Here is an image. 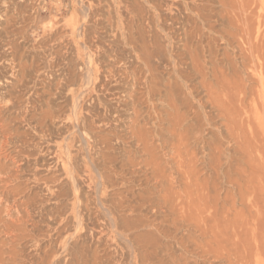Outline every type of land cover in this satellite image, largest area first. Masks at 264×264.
<instances>
[{
	"label": "bare ground",
	"instance_id": "1",
	"mask_svg": "<svg viewBox=\"0 0 264 264\" xmlns=\"http://www.w3.org/2000/svg\"><path fill=\"white\" fill-rule=\"evenodd\" d=\"M21 1L26 2L28 0H21ZM69 1H70V5L73 9V12H72V15L69 19L66 18V22H65L66 24L65 25H67L68 27H63V28H67V30L70 29V32L68 31V33H67L68 34V36H67L68 41L66 44L68 45V47L65 45L64 46L67 47V49H69V50L72 49V52L74 51V53L76 54L74 56V57H76V61H75L76 63H78V64L82 63L85 66V68L82 69L83 70L82 71V74H83L82 77L69 76V75H71V74H69V75H67L69 78L67 79V81H65L66 82L65 86L68 87V91L70 92V93L69 92H67V93L69 95H71L69 97V98H71V101L69 99L68 100L71 102V108L72 109H71V114H70L71 117H70V119L68 117V119L71 120L74 128L79 129L81 132L93 131V130H95V128H97V129L99 128L98 131L104 132V133H106V135L105 136L99 135L97 137H98L100 142H103V144L106 143L105 147H107V145H110L113 142V139H112L113 137L116 138L115 142L118 143V145H119V143L123 137L122 132H121L122 128L127 127L126 129H127L128 133H131L130 137L132 135L131 139L135 138L138 141V143H137L138 146L145 150V154L147 155L146 161H148V163L146 162L145 165H149V164L152 165L151 166V168L153 167L152 174L155 176L154 180H156L158 178L159 179L160 178L161 179L167 178L166 173L168 171V169H166L165 167H162L163 163H167V162H165V161L161 162V160H160L165 155V153L163 156H162V154H160L161 155V158H160L157 155L156 151H158L159 149L162 150L161 148H163L167 143L168 144L170 143L171 144L170 148H172V150H174V151H172V153H174L177 156V158L178 157L181 158L182 154H184V152L182 153V148L183 147L185 149L188 148L187 141H190L191 138L195 139L194 141H196L197 145L199 142V146L201 143L207 144L210 148H213V150H216V152L221 153V154H219V156L221 159H224L227 156L224 158H222V156L224 153L226 154L228 148L222 149V145L224 143H226L223 140L227 141L228 138H230V139L232 138L231 140H233L235 137H237V138H240L241 141L244 143V144L243 143L241 144V146L244 145V147H242V149H241L242 151L238 150L239 148H237L238 152L241 151L240 153H242V154H247V155L252 154L253 155L254 151L256 150V153H257V151H259L260 155L262 154L261 159L264 160V0H253L255 3H258L256 5H259V8H260V12H258L259 15L258 16L255 15L259 19H258V21L256 23V27H254V29L252 28V25H250V23L247 22L248 20H250L249 17H251V15L247 16V15H249L247 10H249V8H252L251 6H249L252 0L251 1L250 0H243V1H240L241 3L239 2V4L241 5V6L240 5L239 6L245 10V11L243 10L245 12L244 16H246V18H247L246 19L245 17H243V18H245L244 21L247 20L245 22L246 27H243V25L240 24L241 28L245 32V35H247V37H248V39H245V37H244V41L245 40L248 41L250 39L248 41L250 43L249 44L250 48L246 49L244 47L246 49L245 51L248 52L247 50H250L251 53L255 55V58L260 61V63H257V64H255L253 62V65L254 64L255 65L253 66V68H251V69L249 68L251 70L250 76L253 75L251 77L254 78L253 83H256L255 84L256 87H253V83H251L252 85L249 84L250 82L248 84L246 82H244L247 86H245V85L240 86V83H241L240 79H242V78H240V79L237 78L240 83L237 82V80H235L239 84H236V85L232 84V81L229 82L230 81L229 78H231L234 82L235 77L234 78L227 77V75H225V72L223 73L222 71H219V69L217 67L218 64L216 65L217 61L216 62L212 61L213 59L207 57L209 55V53L207 54L206 52L208 51L209 45H204V43L207 44V42L204 41L205 36L207 35L208 38L210 37L209 39L211 42H217L216 36H218V38L220 40H223V41L226 39L227 41H225L224 43L227 46H224V48H225V47L230 46V44H231L229 42V40L227 39L228 36H231V33H229L230 31L229 32L228 31H222L221 29L220 30L218 29L219 30L218 31L217 29L215 30L213 27H208V23H207L208 19H207L205 13L203 12L204 10L202 8L201 9L199 8L198 10L195 11L194 8L191 7L190 11L193 12V14H192V12L187 11V9H190L189 8L190 4L183 2L184 5H182V6H186V11H184V12L182 11V13H183V15H182V14H180V10H178L176 8L178 11L177 14L181 15V16L179 15V17H176L175 12H172L174 10L173 7H174L176 2L174 0H172L175 3L169 4L168 2L165 1L166 3L169 4L167 11L169 10L171 14H173V13L175 14L174 19L172 18L170 23H167V22L165 23L164 21H166L167 18H166V20H164L162 22L161 18H160L161 16L158 15V13L162 9H160V11L158 13L157 12L154 13V15L146 14L144 16V15H140L138 13V10L140 12L142 6L144 7L145 4H147V3L149 4L150 0H141V2H140V0H109V2H107V4H108V6H110V8L108 9L107 12H103L100 9V1L99 0H69ZM182 1H186V0H182ZM215 1H217V0H215ZM224 1L226 2V0H224ZM227 1H229V0H227ZM22 2L21 3L18 2L19 3L18 5H22L23 4ZM60 2L58 3L59 5H60ZM173 2H170V3H173ZM220 2H221V0H220ZM37 3H38V1H37ZM215 3L217 4V2H215ZM255 3H253V4L256 7ZM14 4L16 5L17 3L15 2ZM155 4H154V6H156ZM224 4L225 3H222V6L224 8H227L226 7L227 5H224ZM157 5H158V3H157ZM165 5H167V4H165ZM208 5H210V4H208ZM218 5L219 4H217V6ZM235 5H237V4H235ZM4 6H6V5H4ZM159 6H161V5L159 4L157 8H159ZM203 6H205V5H203ZM214 6L216 7V5H214ZM36 7H32L33 13H31V14L32 15L36 14L37 18H38L39 10ZM210 7H212V6H210ZM247 7H248V9H247ZM183 8H185V7H183ZM256 8H258V7H256ZM6 10H7V7H6ZM145 10H146V7H145ZM205 10H206V8H205ZM210 10H207V11H210ZM238 10L239 9H237V11ZM250 10L252 11L253 9H250ZM256 10L253 12H256ZM100 11H102L103 13H101ZM169 11L167 12L168 14H169ZM211 11L216 12V10H214V9ZM231 11H233V10H231ZM6 12L3 13V11H0V155H2V157H0V184L1 185L4 184L2 187L0 185V234L1 233H3V235L7 234L8 246H7V250H6L3 248V246L6 244L5 241L2 240V241H4V243L2 245L0 243V264H99V263L100 264H178L181 260L185 264H193L192 261H189V257H187L188 254H190V256L193 255L195 257L196 255H199V253L204 254V253L208 252L209 248L212 245H213V247L215 244L219 245V243H220L219 237L220 236L228 234L229 232L233 233V236L239 235L240 237L243 236L240 234H245V233L248 234L250 232L251 236L254 238V240L257 241V239H258L257 234L259 233L258 232L259 226H262L260 224V223H262L260 216L262 214H264L263 213L264 201H263V205H262L259 200L255 201L256 198L254 196L255 202L253 201V199H251L252 201L249 200L250 202H247L250 205L247 206L248 204H246L245 200L247 201L249 198L248 196L251 193V187H246L245 189L244 188L242 189L240 187L241 188L240 193H239L240 200L238 201V203H241L242 208L244 207L245 213H246V211L249 213V215H248L249 217L250 216H252V218L259 217L260 223L252 221L251 218L245 219V216H244L245 221L242 222L243 224L242 223L241 224L235 223L234 220L232 219V222L235 224H230V225L227 224V226H228L227 227L225 225V223H226L224 221L225 219H223V218H225L226 215L229 216V214L232 212V209L230 208V209H227L226 211H224L225 209L223 210V207L220 203L221 201L220 202L218 201L221 198L220 194L217 193L218 191H216V195H213L214 193H212L211 187H213L214 184L212 186H210L212 184V182L210 183L207 179H204L205 181L203 180L201 182V184H199V185H201L200 191L203 190L202 191L203 194L201 193V195H199L198 198H197V196L195 197L198 199V201H200L199 204H196L195 198L193 197L192 193H186V191H184V193H183L181 189H179V190L174 189L172 180H175L176 182H178L177 181L178 176H175L174 179H170L171 178L170 176H172V173H173V175H174V173H176L174 171L175 170L174 166L172 168L171 166L168 167V165H167V167L169 168V171L167 174L170 175L169 180H171L170 182H172V183L169 187L166 185L163 189L159 190V193H162V194L157 195V192L155 191L156 192V194L154 193L155 195L151 194L153 199H147V201H148L147 203L145 201L146 199H144L143 197H141L139 200H137V202H134V201L130 200V197H129L130 194L128 193L130 191H128V190L122 191L123 186L128 187V185H125V184H127L128 181L124 182L123 176H120L121 174L118 171L120 169H123L122 167L124 166V164L122 167H120V169H115V167H117L116 162H113L115 160V158H114V160H111V159H113V155H107L106 160H108V158H109L110 162H113L114 164H116L115 166L111 164L107 168L105 166V164L101 163V160L96 157L98 160L97 161L94 158V156H92V154L90 152V148L89 149L87 148L89 155L84 157L83 165L79 166L77 164V158L78 157L76 154L73 153L72 147L70 144L71 143V140H70L71 137L66 138L64 135L63 136L65 138H62L60 136L62 138V140L59 139V141H57V140L55 141L56 145H55L54 151H52L54 153L53 156L55 157V161H54L55 164L52 166H54L55 168L58 167V169H59V166H61L60 168L62 169L63 174H65L64 177H66L65 178L66 181L64 183H61L58 186H56V184H57L56 183L55 186H51L50 182L49 183L47 182L49 185L47 184V185H44V187L40 188L41 182L39 183V185H40L39 187L36 186L37 184L32 185V182L36 183V182L40 181L39 180L40 178L37 177L39 172L38 173L35 172L34 174H31V175L29 174L30 176H27V177H25L26 175L21 177L20 176L21 174L18 176L17 174L20 173L19 169L21 167H23L21 165H23V163L28 162L29 158L27 156L25 158L21 155V151L19 148V143L21 142V141L19 142V139H20L19 129L15 126V123H16V120H18V121L20 120L19 122L27 121L26 114H27V111H29L28 110V106H30L29 104H31V105L36 104V103L33 104V101H34L33 96H34V94H36V92H34L35 90H33V92H31V90L35 89V88L29 87L30 86L29 83H31V82L28 83V81H30L29 78L28 79L26 78L28 81H25L24 79H25V76L27 74H29L33 71L38 75H36V78L35 77H32V78H35L34 81H37L39 84H47L50 81L54 80V78L51 74L54 72L51 71L50 68H54V66L57 64L56 63L57 53L54 51V45L49 44L51 47V51L48 50L50 53L47 54L49 56H47L48 60L45 63V66L41 70L36 69L34 66V63H33L34 59L32 60L30 57L31 56L30 51L31 50L34 51V50L31 49L32 47L30 46L31 48H29V49H31V50H26V52L24 53V55L27 54L26 55V57H27L26 61H24L22 63V59H23L22 54L23 53H21V42L16 37L20 36L22 39L26 38L25 34H26L27 30L22 29L20 26L19 27L21 29L20 28L19 29L14 28L12 26L2 27L1 23L4 20L3 18L7 17ZM163 12H164V10H163ZM235 12H236V10H235ZM244 12H243V14H244ZM207 13L209 14V12H207ZM229 13H231L230 10H229ZM249 13H251V12H249ZM23 14L24 13H21V16L19 17L18 22H23L26 19V15H23ZM142 14H145V13H142ZM168 14H167V16H168ZM220 14H221L220 18H224V17L228 18V16H224L222 13H220ZM236 14H237L236 16H238V12ZM96 15H101L103 18H105V17L107 18V16H108L107 27L105 25L102 26L103 24L100 23V20H93V19H95ZM165 15H163V18H165L164 17ZM239 15H240L239 16V18H240L242 15L241 14H239ZM171 16H173V15H171ZM252 16H254V15H252ZM213 17H214V15H213ZM8 18L9 19H6V20L9 21V23H11V21L13 20L12 19L13 17H8ZM251 18H252V20L255 19L254 17H251ZM210 19L212 20V18H210ZM232 19L237 20L236 18H232ZM216 20H218V19H216ZM228 20H229V18H228ZM256 20H257V18H256ZM220 21H221V19H220ZM225 21L226 20H223V23ZM27 22H29V21H27ZM138 22L141 24L139 25ZM144 22H145V24H143ZM229 22L227 21V24ZM233 23H235V22H233ZM242 23H243V21H242ZM236 24H233V26L234 25L238 26V21H236ZM53 25L48 23L47 29L49 27H50L49 30L53 29L54 28ZM165 25H168L169 28L168 29L165 28ZM34 26H33V28H34ZM158 27H160V30L158 29ZM101 29H103V31H104V29H106V31H110L112 33L109 37L107 36L108 39L106 40V42L108 43V46L109 45L111 46L110 49H108V48L106 49V46H103V44H102V41L104 39H106V38H104V35L107 33L105 32V34L103 36H101V34L99 33V30H101ZM242 29L240 30V27H239V30L241 32H242ZM44 30L46 32V24H45ZM254 32H256V33H254ZM209 33L210 34L213 33V35H208ZM253 33L256 35V40H258V42H256V43H254L255 40H254V42L253 41L251 42V36L253 37V35H252ZM215 34H217V35H215ZM64 35H66V34H63V37H64ZM55 36H56V34H55ZM232 36H233V34H232ZM242 37H243V34H242ZM64 38H66V37H64ZM64 38H62V40ZM229 38H232V37H229ZM237 38H235V40ZM254 38H255V36H254ZM52 39H54V38H52ZM232 39L234 40V38H232ZM56 40L59 41V39H56ZM56 40H54V41L56 42ZM65 41H66V39H65ZM162 42H163V44L164 43L166 44L164 47L162 46L163 45ZM209 43L210 42H208V44ZM220 43H222V42L220 41ZM54 44H56V43H54ZM35 45H37V44L35 43ZM58 45H61V44H58ZM37 46L35 47L33 45L34 48L39 49V51L41 53H43L42 49L45 47H42V49H40V47L38 48ZM121 46L125 47V49H123L125 51H122V50L119 51ZM219 46H220V44H219ZM221 46H223V45H221ZM237 46H239V45H235V47L234 46H232V47H234V49L239 48ZM241 46H243V44ZM211 47H213V46H211ZM2 48H4V49L1 50ZM213 48H211V49H213ZM43 50H45V49H43ZM178 50L181 51V53L179 55L176 54V52ZM215 50H216V48H215ZM218 50L221 51V49H218ZM222 51H223V49H222ZM213 52H215V51H210V55ZM242 52H240V53H242ZM126 53H129L132 57L127 56ZM216 53H218L217 55H219V52H216ZM233 54H235V53H233ZM242 54H244V53H242ZM242 54H240V55H242ZM247 54H249V52ZM161 55L166 57V58H162ZM210 55H209V57H210ZM39 56H40V54H39ZM110 56L114 57V58L110 59V60L107 59V58H110ZM230 56H229V59L231 58ZM155 57H157V58L159 57V60H161V59L163 60V62L165 63V66H166V72L165 73L168 74L169 76L172 75L173 79H169L167 77L168 81L165 82V79L162 76L163 74L160 75L158 72L160 69L158 70V67H156L157 64L154 65V63H153V58H155ZM219 57H221V56H219ZM179 58H181V60H179ZM206 58H208V59H206ZM245 58H246V56H245ZM255 58L252 59V57L250 56L249 60H255L256 61ZM242 59H244V57ZM226 60H225V62H226ZM239 61H240V59H239ZM256 62H258V61H256ZM76 63H74V64H76ZM228 63H229V61H228ZM246 63H248V60ZM52 64H53V66H52ZM78 64H76V65H78ZM105 64L106 65L107 64L114 65L115 69L112 68L113 70H111V71L109 70L110 74L111 73L113 74L116 72L118 74L120 73L119 75L122 76L121 82H119L121 77L118 76V78L120 77L119 80H117L118 82L116 81L118 84H116V82H115L116 87H113V88H116L117 90H121L120 88H122L124 86V87H129L130 89H132L131 90L132 93H127V91L124 90L126 93V96L123 97L122 95L121 96L119 95V97H117V103H119V105L117 104L116 106L115 105L113 106V104H111L112 106L110 105L109 109L107 108L109 103H108V105H106L104 102L105 99H103L101 96V93L104 94L107 91H109V93H110V91H111L110 90L111 89V82L109 81L110 78H107V75L103 74L104 69H102V67ZM159 64H160V61H159ZM239 64H241V63L238 62V65ZM243 64H241V65H243ZM208 65H211V66H208ZM238 65H237V67H238ZM241 65H239V66H241ZM247 65H244V66L247 67ZM251 65L252 64L250 63L249 66H251ZM229 66H231L230 63H229ZM229 66H228V68H229ZM235 66H236V64H235ZM17 67H19V69ZM56 67H57V65H56ZM226 67H227V65H226ZM246 67H245V71H246ZM159 68H160V66H159ZM48 69H50V70H48ZM230 69H231V67H230ZM249 69H247V70H249ZM6 70L9 71L11 77L5 75V72H7ZM15 71H17V74ZM49 71L51 73H49ZM235 71H233V72L236 73ZM240 71H241V69L239 70V72ZM105 72H106V70H105ZM207 72L211 74L210 77L214 78L213 82H210V81L207 82V77H206ZM246 72H248V71H246ZM246 72H245V74H246ZM68 73H70V72H68ZM109 73H107L108 77H109ZM242 73L241 74L238 73L239 76H241ZM18 74H19L20 78L16 79L17 76H15V75H18ZM102 74L105 75L106 77L104 78V76ZM230 74L232 75V73H230ZM65 76H66V74H65ZM195 76H197L200 79V81L198 82V85L200 86V88L202 87L204 89V91H203L199 88L201 91L204 92V96L202 99L198 98L196 96V93L198 91V86L194 87L195 82L193 83V80H194ZM232 76H237V75H232ZM245 76L243 78H245ZM9 77L15 78L16 80H19L18 81L19 84L17 85V87L19 85H21V86L25 85V87L28 88L29 91H27V93H26L27 97L24 98V100L20 98L23 101H20L18 99L15 100L16 96H15V94L13 96V93H12L13 89H11V90L9 89V86L11 87L12 84H15V83H11V81L9 80ZM253 78H251V79H253ZM62 79L64 80L65 78H62ZM112 80H115V79L113 78ZM247 80H249V79H247ZM50 83L47 86H49ZM63 83L64 82L61 81V84H63ZM120 84H122L123 86L118 87L117 85H120ZM248 85H251V86L249 87ZM65 86L63 87V85L62 86L60 85V87H62V89H58L59 88V85H58L57 86L58 88L56 87V90L58 89V90H61L63 92L64 91L63 88H65ZM33 87H35V84ZM98 87H100L101 89H97ZM15 91L19 92L18 89H15ZM56 92H54V93H56ZM60 92H57V93H60ZM65 92H66V90H65ZM114 92H115V90H114ZM57 93L55 94L56 96H57ZM109 93L107 92V94H109ZM113 93H110L109 96H111V94H113ZM116 93H114L113 95H115ZM199 93H200V91L198 92V96H199ZM19 94H17V95H19ZM21 94H23V93H21ZM68 94L65 95L66 98H67ZM35 96H37V95H35ZM59 96H58V98H59ZM62 96H64V95H62ZM65 96L60 97V98H65ZM109 96H107V97L109 98ZM116 96H118V95H116ZM13 97H15V98H13ZM54 98L58 99L57 97H54ZM110 98L112 99V97H110ZM51 100H52V98H51ZM86 100H88V101L93 100L94 103H92L89 106L87 105L85 107L84 103ZM112 100H116V99H112ZM159 101H160V104H164V105L166 104V107H168L169 112H167L165 110L166 111L165 113L167 115L163 112H160L161 109H160V111L157 109V105L159 106V104H157V102L159 103ZM50 102H52V101H50ZM237 102L239 103V105H236ZM17 104H18V106H17L16 110L13 109V111H12V108L16 107ZM39 104H41V103H39ZM206 104H208V105L210 104L211 107L210 106H208V107H210L212 110H213V108H216L215 110H218L217 113H219V115H217V113H216L215 116H220L222 118V120L220 121V123L218 125H217V122H215V118L213 116L211 117L212 114L210 115V114L206 113V111L208 110L207 109L205 111V109L208 108V107H206ZM10 105H12V107H10ZM21 105L24 106V107L23 106L22 107L26 110L25 113L22 112L20 109H18L19 107H21ZM60 105H58V107H60ZM102 105L106 106V109L108 112L107 111L104 112L105 110L101 108ZM121 105H122V107H121ZM69 106H70V104H69ZM143 106L145 108L142 111ZM51 107L52 106L49 105V108H50L49 113H48V111L44 110L45 111L44 113H46V112L48 113V114H46L47 116L49 114H51V112H52ZM52 109H53V107H52ZM60 110L62 111L63 108ZM14 111H15V113H14ZM53 111H55V110H53ZM209 111H211V110H209ZM211 112H209V113H211ZM44 113H43V115H45ZM124 113H126L127 115L129 114L130 118H128V120L130 122V125H128V123H127L128 120L127 121L123 120L122 116ZM52 114H53V112H52ZM46 115L44 117L49 120L51 118L50 115H49V118ZM162 115H166L167 117L162 118ZM238 115H241L243 118H246V119H242V122L240 120V123H239L240 126L237 125ZM56 117H58V116H56ZM133 117H135V119H131ZM52 118H53V116H52ZM239 119H241V117ZM48 120H46V121H48ZM69 120H67V121H69ZM112 121L114 122V124L110 123ZM244 122L247 124L244 125ZM28 123H30V122L28 121ZM41 123L43 125V123H45V122L42 121ZM41 123L39 125H41ZM190 123H192L193 125L191 126ZM195 123L197 125H195ZM147 124L151 125L150 126L151 130L145 129L144 125H147ZM165 124H168V127L165 126ZM23 125H25V124L23 123ZM39 125H37V127ZM44 126H45V124H44ZM222 126H224L226 128V130H224V131H227V135H223V131L221 129ZM244 126H246L249 131H246ZM71 127H72V125H71ZM47 130H48V126L46 129L41 128L42 134L40 132L35 133L36 135L41 134V139H44L42 143H44V141H48L47 139H49L50 138L49 136H51L48 133L50 129L48 131ZM52 132H53V130H52ZM73 133H74V131H73ZM95 133L97 134V132H95ZM225 134H226V132H225ZM70 135L72 136V133ZM31 136H34V135H31ZM67 136H69V135H67ZM207 136H209V137H207ZM219 136H220V138H219ZM81 138H82V136H81ZM131 139H129V140H131ZM237 140L238 139H236V142H237ZM85 141L83 140V142H85ZM125 142H127V141H125ZM230 142H232V141H230ZM238 142H239V140H238ZM108 143H110V144H108ZM35 144H37V143H35ZM97 144H99V143L97 142ZM168 144H167V146H169ZM84 145H85V143H84ZM235 145H237V144H235ZM229 146H230V143H229ZM233 146H234V144H233ZM94 147H95V145H94ZM227 147H228V145H227ZM237 147H238V145H237ZM100 148H101V146H100ZM201 148L204 149L206 147L204 145H202ZM231 148H232V146H231ZM47 149H46V151H48ZM120 149H121V147H120ZM126 149L127 148H125V151H126ZM128 149L130 150V148H128ZM163 149L165 150V148H163ZM206 149L208 150V148H206ZM164 150H163V152H164ZM187 150H189V149H187ZM42 151H43V149H42ZM101 151H102V148L100 150V153H101ZM103 151H105V150H103ZM109 151H111V150H109ZM136 151H138V150H135V152ZM203 151H201L200 153H202ZM129 152H127V153H129ZM163 152H161V153H163ZM233 152L237 153L235 151H233ZM53 153H51V154H53ZM92 153H93V151H92ZM114 153H116V152H114ZM189 153H191V152H189ZM189 153H187V154H189ZM213 153H215V152H213ZM142 154H144V153H142ZM166 154H167V151H166ZM174 154H172V155H174ZM119 155H120V153H119ZM170 155H171V153L168 154L167 157ZM172 155H171V159H172V157L174 158V156H172ZM233 155L231 157H227L228 162L225 160V162H227V164H226L227 166H225V165L224 166L227 168L226 170L228 172H231L228 169L233 170L232 168L234 166H236L237 162H239V160H238L236 162V164L234 163ZM104 156H101L102 158L101 157L100 158L103 159ZM176 156L174 159H177ZM191 156L192 155L190 154V158H191ZM204 156H205V154H204ZM207 156H205V157H207ZM211 156L213 157V159H216V158H214L213 154ZM240 156H242V155H240ZM244 156L245 155H243V157ZM208 157L206 159H208ZM212 157H211V161H209L210 162L209 165L212 164V160H213ZM256 157L257 156H255L253 159H255ZM259 157H258V159H260ZM117 158H116V160H119V158L118 159ZM183 158H184V156H183ZM187 158H188V156H187ZM187 158H185V159L186 160L190 159V158L189 159H187ZM234 158H236V157H234ZM249 158H252V156ZM133 159L134 158L132 157L131 160L130 159L127 161L125 160V162H128V164H126V165H134ZM244 159H245V157L243 158V162L246 161L247 157L245 160ZM9 160L11 161V163L7 164V162ZM178 160H179V163L182 162L180 159H178ZM186 160H185V162H186ZM204 160H205V158H204ZM175 161L176 160H174V162ZM177 161H176V163H178ZM221 161H223V160H221ZM110 162H109V164H110ZM185 162H184V164H185ZM190 162H191V160H190ZM194 162L198 163L199 161L195 160ZM207 162H206V164H204L203 161H201L200 163L207 166ZM215 162L217 163V161H215ZM17 163H20V164H17ZM187 163L188 162H186V164ZM191 163L194 165L193 162H191ZM220 163H222V162H220ZM233 163L235 165L232 166ZM12 164H16L15 167L18 168V173L16 175H15V173L11 172L12 170L9 171L8 165L12 166ZM171 165H173V163ZM212 165L215 166V164H212ZM218 165H220V164L218 163ZM222 165H223V163H222ZM103 166H105L106 168H104ZM216 166H217V164H216ZM129 167H131V166H129ZM186 167L187 166L184 165V169ZM36 168H34L33 170L35 171ZM42 168H43V166H42ZM131 168L134 169V167H131ZM181 168H183V167L181 166ZM181 168L179 167L180 170H181ZM218 168H220V167L218 166ZM218 168H216L215 170L217 171ZM13 169H14V167H13ZM207 169H211V168L208 167ZM235 169H236V167H235ZM148 170H149V168H148ZM180 170H178V172L176 174L179 175ZM117 171L120 174L119 177L110 175L111 173L117 174ZM189 171L190 170H187L184 172L186 174ZM216 171H215V173H216ZM238 171H239V169L236 172H238ZM208 172H210V170ZM236 172H233V175H232V172L228 173L227 178L231 175H232V178H234V176H235L234 173L236 174ZM131 173H133V172H131ZM134 173H137V171ZM190 173H194V171L190 172ZM196 173H197V171H196ZM221 173H222V171H221ZM223 173H225V172H223ZM26 174H28V173L26 172ZM180 174H182V173H180ZM262 174H264V173H262ZM123 175H124V173H123ZM191 175L192 174H190V176ZM220 175H219V177H220ZM256 175L257 174L255 171V176L254 175H251V176H254L257 178ZM194 176H195V174H194ZM259 176H260V173H259ZM183 177H185V176H183ZM186 177H188V176H186ZM207 177H208V175H207ZM240 177H242V176H240ZM45 178H47L48 181H50L48 177H45ZM172 178H173V176H172ZM118 179H120V180L122 179L123 180L122 183L117 182ZM184 179H181V180H184ZM188 179H189V177H188ZM196 179H198V178H196ZM212 179H213V177H212ZM150 180H151V178H150ZM232 180L234 181V179H232ZM259 180L261 181L262 179H259ZM194 181L195 180H193V182ZM217 181H218V179H217ZM217 181H214L215 184ZM236 181H239V178ZM13 182L16 183L15 186H10V183L14 184ZM43 182L46 184V182L44 180H43ZM232 182L230 181V183H229V181H228V183L230 185H232L231 184ZM241 182H244V181L241 180ZM136 183H138V182H136ZM182 183H180V184H182ZM251 183H253V182H251ZM262 183H263V181H262ZM167 184H168V182H167ZM237 184H239V182ZM253 184H250V186H252ZM138 185H140V184H138ZM224 185H225V183H224ZM236 185H234L233 188L236 187ZM187 186H188V184H187ZM217 186H218V184L216 185V188H217ZM132 188L137 189L135 186ZM188 188H189V186H188ZM197 188H198V186H197ZM197 188H196V190H197ZM213 188H214V190H216L215 186ZM228 188H227V190H229L231 188V186L229 189ZM233 188H231L230 190L232 191ZM126 189H128V188H126ZM193 189H195V187ZM257 189L258 188L256 187V190ZM253 190L254 191H252V194H253V192L256 191L255 188ZM260 190H261V188H260ZM133 191H134V189H133ZM234 192H236V191L234 190ZM132 194H134V193H132ZM139 194H141V193H139ZM195 194H197V193H195ZM255 194L257 195V193H255ZM115 195H116V197H115ZM117 196H118V198H117ZM149 196H150V194H149ZM225 197H226V195H225ZM225 197H224V201L226 202ZM155 198H156V200H154ZM237 198H238V195H237ZM263 198H264V196H263ZM188 199H189V201H188ZM175 201H177V202H175ZM236 201H237V199H236ZM236 201L234 200L233 203ZM160 202L164 203L163 206H161L162 203H160ZM159 203L161 205L158 207L157 205ZM225 205H226V203H225ZM228 205L230 206V203ZM178 206H180L179 210H178ZM252 206L256 207V210L255 209H254L255 211L253 210L256 213H253L251 211ZM157 207H158V210L156 209ZM234 207L236 210L235 205H234ZM242 208H241V210H242ZM236 212H239V210ZM1 213H4V216ZM223 213L226 215L220 217L221 214L224 215ZM233 216H235V215H233ZM242 218L243 217H241V219ZM222 219H223V224H221ZM237 220H238V216H237ZM230 221H231V219H230ZM184 226H188V228L192 231H190L189 233L180 232L181 228ZM225 226H226V228H225ZM193 233H195L196 235L194 236ZM261 234H263V232ZM192 235L194 237H192ZM228 236H230V233ZM231 236H232V234H231ZM225 237H226V235H225ZM236 238H238V237H236ZM236 238H233V239H236ZM243 238H245V237H243ZM243 238H242V240H243ZM222 239H223V237H222ZM245 240L246 239H244V241ZM262 240H263V238H262ZM230 241L232 242V240H230ZM235 241H238V240H235ZM251 242H250V244H251ZM253 242H255V241H253ZM216 245H215V247H216ZM256 245H258V244H256ZM249 246L251 247V245H249ZM261 246L263 247V245H261ZM253 247H251V248H253ZM206 248L208 249V251H206L207 250ZM229 248H230V246H229ZM233 248H235V247H232V250H233ZM92 249H94V251L96 252V253L94 252V255H92L95 262H92L91 261L92 257H90V255H91L90 252H92ZM215 249H218V248H215ZM221 249L223 251L222 246H221ZM221 249H219V250H221ZM259 250H260L259 248L257 249V252L255 250V254H259L260 253ZM210 251H212V250H210ZM235 251L237 252V250H235ZM243 251H245V249ZM252 251H254V250L252 249ZM213 252H212V254H210L211 252L209 254L213 255ZM223 252H225V251H223ZM238 252H239V250H238ZM246 253H248V255H249L248 251ZM220 254H221V252H220ZM233 255H235V254H233ZM209 256H208V258H209ZM224 256H225V254H224ZM239 256L241 257L240 253H239ZM239 256L235 255L236 258H238ZM196 257H195V259H196ZM200 257L202 258L203 256H200ZM240 257H239V263L238 264H240ZM243 257H245V256H243ZM243 257H241V258L243 259ZM190 258L192 259V257H190ZM226 258H227V256H226ZM251 258H252V256H251ZM258 258H261V257L258 256L257 259ZM249 259H250V257H249ZM257 259H256V255H255L254 261H256ZM263 259H264V257H263ZM196 260H198L200 262V258H198ZM225 262H227V261H225ZM241 262H242V260H241ZM259 262L260 261L257 260L255 262V264L256 263L259 264ZM228 263L232 264L230 261H228ZM235 263L236 262L234 261V264ZM243 263L245 264V262H243ZM181 264H183V263H181ZM194 264H195V262H194ZM263 264H264V262H263Z\"/></svg>",
	"mask_w": 264,
	"mask_h": 264
},
{
	"label": "rangeland",
	"instance_id": "2",
	"mask_svg": "<svg viewBox=\"0 0 264 264\" xmlns=\"http://www.w3.org/2000/svg\"><path fill=\"white\" fill-rule=\"evenodd\" d=\"M10 1V2H9ZM14 1V2H13ZM37 1H38V3H37ZM61 1V2H60ZM28 0V1H26V2H22L21 0H0V11H3V13L4 12H6V15H7V17L6 18H3L4 20H3V22L1 23L2 24V27H10V26H12V27H14V28H22V29H25V30H27L26 31V38H24V39H22L20 36L19 37H16L18 40H20V42H21V53H23L22 54V56H23V59H22V63L24 62V61H26V55L27 54H25L24 55V53L26 52V50H31V49H33L34 51H30L31 52V59L33 60V63H34V66H35V68L36 69H42L44 66H45V63L47 62V56H49V55H47V54H49L50 52L49 51H51V47H50V45L51 44H53L54 45V51L57 53V55H56V58H57V61H56V65H57V67H56V65L54 66V68H50L51 69V71H53L54 73H51L50 71H49V73H51L52 74V76H53V78H54V80H52V81H50L49 83H50V85L49 86H47L49 83H47V84H39L37 81H34V79L36 78V75H38V74H36L35 72H31V73H29V74H27L26 76H25V81H28L27 79L29 78V80L30 81H28V83L29 82H31V83H29L30 84V86L29 87H32V88H35V89H32L31 90V92H33V90H35L34 92H36V94H34V101H33V104L34 103H36V104H34V105H31V104H29L30 106H28V110L29 111H27V114H26V117H27V121H21V122H19L18 120H16V123H15V126L19 129V137H20V139H19V142L21 143H19V148H20V151H21V155L23 156V157H25L26 158V156L29 158V161L28 162H26V163H23V165H21V166H23V167H21L20 169H19V172L20 173H18V168H16L15 166H16V164H12V166L11 165H8L7 167L9 168V171H11L12 173H15V175L17 174L18 176L20 175L21 177H23V176H25V177H27V176H30L31 174H34L35 172L36 173H38V175H37V177H39L40 179V181H38V182H36V183H33L32 182V185L33 184H37L36 186H40V188L41 187H44V185H47L49 182H50V185L51 186H55V184H56V186H58V185H60L61 183H64L65 181H66V177H64L65 176V174H63V172H62V169L60 168L61 166H59V169H58V167L57 168H55L54 166H52V165H54L55 164V157L53 156L54 155V153L52 152V151H54V148H55V141L57 140V141H59V139H61L62 140V138H70V140H71V147H72V151H73V153L74 154H76L77 155V164L80 166V165H83V163H84V157H86L87 155H89L88 154V150H87V148L89 149L90 148V152H91V154H92V156H94V158L97 160V158H99L100 160H101V163H103V164H105V166L108 168V166L109 165H116L117 167H115V169H120V167H122L123 166V164H124V166L122 167L123 169H120V170H118L119 171V173L121 174H119L118 173V171H117V174H114V173H111L110 175H113V176H118L119 177V175L120 176H123V178H124V182L126 181H128L127 182V184H125V185H128V187L127 186H123L122 187V191H126V190H128V191H130V192H128L129 194H130V200H132V201H134V202H137V200H139L141 197H143L144 199H146L145 201H146V203L148 202L147 201V199H153L152 198V195L151 194H153V195H155L156 194V192H157V195H160V194H162V193H159V190L160 189H163L166 185L169 187L170 185H171V183L173 182V187H174V189L175 190H179V189H181L182 190V192L184 193V191H186V193H192V195H193V197L195 198L196 196H197V198H198V196L199 195H201V193H202V191L203 190H201L200 191V187H201V185H199V184H201V182L204 180V179H207L210 183L212 182V184L210 185V186H212L213 184H214V186H215V189L216 190H214V186L213 187H211V189H212V193H214L213 195H216V191H218L217 193H219L220 194V196H221V198L218 200L220 203H221V205H222V207H223V210L224 211H226L227 209H232V212L229 214V216H227L226 214H224V215H220V217L221 216H225V218H223V219H225L224 221L226 222H224L225 223V225L227 226V224H235V223H238V224H241L242 222H244L245 220H244V216H245V219L246 218H251L252 219V221H255V222H259L260 223V218L259 217H255V218H252V216H248L249 215V213L246 211V213H245V210H244V207L242 208V206H241V203H238V201L240 200V198H239V193H240V189L242 188H246V187H251V193L249 194V198H248V200L246 201L245 200V202H246V204H248L247 202H250L249 200H251V199H253V201H254V199H255V201L256 200H259L260 201V203L263 205V201H264V198H263V196H264V174H262V173H264V160H262L261 158H262V154L260 155V153H259V151H257V153H256V150L254 151V154L252 155H247V154H242V153H240L242 150V147H244V145H242L241 146V144L243 143L242 141H241V139L240 138H237V137H235L233 140H231L230 138H228L227 139V141L226 140H223V141H225L226 143H224L223 145H222V149H227V152H226V154L224 155L223 154V156H222V158H224V157H231L233 154V159H234V163L236 164V162L239 160V162H237V164H236V166H234L232 169L233 170H231V169H228L229 171H231L232 172V175H233V172H236L238 169H239V171L238 172H236V174L234 173V178H232V175L231 176H229L228 178H227V174L228 173H231V172H228L226 169V167L225 166H227L226 164H227V162H228V158L226 159V158H224V159H221L220 158V156H219V154H221V153H218V152H216V150H213V148H210L207 144H200V146H199V142H198V145H197V143H196V141H194L195 139L194 138H191L190 139V141H187V146H188V148L187 149H189V150H187V149H185L184 147L182 148V153L184 152V154H182V157L181 158H177V156L174 154V153H172V151H174V150H172V148H170L171 147V144L169 143H167L169 146H167V144L163 147V148H165V150L167 151V154H166V151L163 149V148H161L162 150H158V151H156V153H157V155L161 158V155L160 154H162V156L164 155V153H165V155L160 159L161 160V162H167V163H163V166L162 167H165L166 169H168V171H169V166H171L172 168H173V166H174V171L177 173L178 172V170H180L179 169V167L181 168V166L183 167V168H181V170L179 171L180 173H182V174H180L179 173V175L178 174H176V173H174V175H173V173H172V176H173V178H172V176H170V175H168L167 173H168V171H167V173H166V175H167V178H165V179H156V180H154L155 178V176L152 174V170H153V167L151 168V164H149V165H145L146 164V162L148 163V161H146V158H147V155L145 154V150L143 149V148H141V147H139L138 146V141L135 139V138H133V139H131L132 138V135H131V137H130V134L131 133H128V131H127V127H123L122 128V135H123V137H122V139L124 140H122L121 139V141H120V143H119V145H118V143H116L115 142V140H116V138L115 137H113L112 139H113V142L115 143H108V144H110V145H107V147H105L106 146V143H104L103 144V142H100L99 141V139H98V137L97 136H99V135H103V136H105L106 135V133H104V132H100V131H98L99 130V128L97 129V128H95V130H93V131H87V132H85V131H83V132H81L79 129H76V128H74L73 127V123L71 122V120H69L70 119V117H71V98H69L71 95H69L67 92H69L68 91V87L67 86H65L66 85V82L65 81H67V79L69 78L67 75H69V74H71V75H69V76H76V77H82V69H84L85 68V66L82 64V63H80V64H78V63H76L75 61H76V57H74L76 54L74 53V51L72 52V49H67V47H68V45L66 44L67 43V41H68V31L70 32V29H68L67 30V28H63V27H68L67 25H65L66 23V18H70L71 17V15H72V12H73V9H72V7H71V5H70V1L69 0ZM100 1V9L103 11V12H107L108 11V9L110 8V6H108V4H107V2H109V0H99ZM105 1V2H104ZM168 2L169 4H174L175 2V5H174V10L172 11V12H175V14H176V17H179V15L180 14H182L183 15V13H182V11L184 12V11H186V6H182V5H184V3H188V4H190V6H189V8L190 9H187V11H190L191 10V7H193L194 8V10L196 11V10H198L199 8L201 9H203L204 11V13H205V15H206V17H207V19H208V21H207V23H208V27H213L215 30L217 29H221L222 31H230L229 33H231V36H228V40H229V42L231 43L230 44V46H228V47H225L224 48V46H227V45H225V41H227L226 39L223 41V40H220L219 38H218V36H216L217 37V42H211L210 41V37L208 38V36L206 35L205 36V38H204V41L205 42H207V44H205L204 43V45H209L208 46V51L206 52L207 54L209 53V55H210V51H215V52H213L211 55H210V57H209V55L207 56L208 58H211V59H213L212 61H217L216 62V65H217V67H218V69H219V71H222L223 73L225 72V75H227V77H232V78H234V82H233V80L231 79V78H229V82H231L232 81V84H234V85H236V84H239L240 82V86L241 85H245V86H247L244 82H246L247 84L249 83V84H251V83H253L254 81V78L253 77H251V76H253V75H251L250 76V72H251V68H253V66L255 65V64H257V63H260V61L259 60H257L256 58H255V55L254 54H252L251 53V51L250 50H247L248 52H249V54H247L248 52H246L245 50L246 49H248V48H250V43L247 41V40H245L244 41V37H245V39H248V37H247V35H245V32L243 31V29L241 28V26H240V24H242L243 25V27H246L245 25H246V21L247 20H245L244 21V19L246 18V16H244L245 15V10L243 9V8H241L240 6V4H239V2L240 1H243V0H229V1H227L226 0V2L224 1V0H221V2L222 3H225L224 5H227L226 7L227 8H224L223 6H222V3L220 2V0H217V1H215V0H186V1H182V0H174L175 2H173L172 0H150V3L148 4H145L144 5V7L142 6V8H141V10H140V12H139V10H138V13L140 14V15H146V14H150V15H154V13H158L159 11H160V9H162L159 13H158V15H160L161 17V21L163 22L164 20H166V18H167V20L166 21H164L165 23L167 22V23H170L171 22V19L173 18L174 19V16H175V14L173 13V14H171L170 13V11H169V14L167 13L168 11H167V9H168V6H169V4L168 3H166V2ZM213 3H212V2ZM251 1V0H250ZM2 2V3H1ZM7 2V3H6ZM9 2V3H8ZM17 3L16 5L14 4V3ZM23 3L22 5H18L19 3ZM60 2V5L58 4ZM140 2H141V0H140ZM152 2V3H151ZM161 2V3H160ZM163 2V3H162ZM170 2H173V3H170ZM184 2V3H183ZM215 2H217V4H219L218 6H217V4L215 3ZM230 4H229V3ZM232 2V3H231ZM6 3V4H5ZM156 3V4H155ZM157 3H158V5L160 4L161 6H159V8H157L158 7V5H157ZM167 4V5H165V4ZM196 5H195V4ZM200 3V4H199ZM210 4V5H208V4ZM241 3V2H240ZM253 3H255L253 0L251 1V3H250V5L249 6H251L252 8H249V10H247L248 11V14L249 15H247V16H250L251 15V17H254L253 19L254 20H252V18L251 17H249V19L250 20H248L247 22H249L250 23V25H252V28L254 29V27H256V23H257V21H258V15H259V13L258 12H260V8H259V5H256V4H258V3H255V5H256V7H258V8H256L255 6H254V4ZM62 4V5H61ZM102 4V5H101ZM154 4L156 5V6H154ZM207 4V5H206ZM235 4H237V5H235ZM253 4V5H252ZM4 5H6V6H4ZM10 5V6H9ZM194 5V6H193ZM202 5V6H201ZM203 5H205V6H203ZM214 5H216V7L214 6ZM240 5V6H239ZM20 6V7H19ZM27 6V7H26ZM37 6V7H36ZM167 8H166V7ZM177 6V7H176ZM210 6H212V7H210ZM6 7H7V10H6ZM32 7H36V8H38V10H39V14H38V18H37V15L36 14H31V13H33V8ZM145 7H146V10H145ZM153 7V8H152ZM183 7H185V8H183ZM206 8V10H205V8ZM208 7V8H207ZM218 7V8H217ZM239 7V8H238ZM254 7V8H253ZM166 8V9H165ZM178 10H180V14H177L178 13V11H177V9ZM234 8V9H233ZM241 8V9H240ZM183 9V10H182ZM216 10V12L214 11H211V10ZM219 9V10H218ZM221 9V10H220ZM226 9V10H225ZM237 9H239L238 11H237ZM247 9H248V7H247ZM250 9H253L252 11L250 10ZM256 10V12H253V11H255ZM25 10V11H24ZM145 10V11H144ZM156 10V11H155ZM158 10V11H157ZM163 10H164V12H163ZM207 10H210V11H207ZM229 10H230V12L231 13H229ZM231 10H233V11H231ZM235 10H236V12H235ZM244 10V11H243ZM102 11H100L101 13H103ZM142 11V12H141ZM167 11V12H166ZM206 11V12H205ZM221 11V12H220ZM241 11V12H240ZM166 12V13H165ZM190 12H192V11H190ZM207 12H209V14L207 13ZM238 12V16H236L237 13ZM240 12V13H239ZM243 12H244V14H243ZM249 12H251V13H249ZM253 12V13H252ZM21 13H24L23 15H26V19L23 21V22H18V20H19V17L21 16ZM142 13H145V14H142ZM212 15H211V14ZM214 13V14H213ZM216 13V14H215ZM220 13H222L224 16H228V18H229V20H228V18L226 19L225 17L224 18H220ZM233 13V14H232ZM20 14V15H19ZM162 14V15H161ZM166 14V15H165ZM167 14H168V16H167ZM192 14H193V12H192ZM218 14V15H217ZM239 14H241L242 16L239 18ZM2 15V14H1ZM36 15V16H35ZM163 15H165L164 17L165 18H163ZM170 15V16H169ZM171 15H173V16H171ZM213 15H214V17H213ZM252 15H254V16H252ZM255 15H257V16H255ZM30 18H29V17ZM32 16V17H31ZM99 16V17H98ZM181 16V15H180ZM232 16V17H231ZM236 16V17H235ZM8 17H13L12 19V21H11V23H9V21H7L6 19H9ZM212 18V20L210 19V18ZM243 17H245V18H243ZM37 18V19H36ZM107 18H108V16H107ZM107 18L105 17V18H103L101 15H96V17H95V19H93V20H100V23L101 24H103L102 26H106L107 27V25H108V20H107ZM215 18V19H214ZM232 18H236L237 20H233ZM256 18H257V20H256ZM36 19V20H35ZM67 19V20H68ZM106 19V20H105ZM210 19V20H209ZM216 19H218V20H216ZM220 19H221V21H220ZM243 19V20H242ZM247 19V18H246ZM34 20V21H33ZM39 20V21H38ZM65 20V21H64ZM223 20H226L224 23H223ZM243 21V23H242V21ZM252 20V21H251ZM27 21H29V22H27ZM227 21L229 22L228 24H227ZM236 21H238V26H236L237 24H236ZM241 21V22H240ZM256 21V22H255ZM92 22V21H91ZM140 22V21H139ZM138 22V23H139ZM233 22H235V23H233ZM27 23V24H26ZM48 23L49 24H54L53 26H54V28L53 29H51V30H49V28L47 29V25H48ZM245 23V24H244ZM18 24V25H17ZM45 24H46V32H45V30H44V28H45ZM141 23H139V25H140ZM143 24H145V22L143 23ZM214 24V25H213ZM233 24H236V25H234L233 26ZM35 25V26H34ZM216 25V26H215ZM230 25V26H229ZM20 26V27H19ZM33 26H34V28H33ZM156 26V25H155ZM167 26V27H166ZM175 27V26H174ZM216 27V28H215ZM239 27H240V30L242 29V32L239 30ZM20 28V29H21ZM58 28V29H57ZM165 28H169V26L168 25H165ZM60 29V30H59ZM158 29L160 30V27H158ZM65 30V31H64ZM218 30V31H219ZM101 31V32H100ZM255 31V30H254ZM105 32L108 34H105ZM206 32V31H205ZM241 32V33H240ZM99 33L101 34V36H103L104 34V38H106V39H104L103 41H102V44H103V46H106V49L108 48V49H110L111 48V46L109 45L108 46V43L106 42V40L108 39L107 38V36L109 37L112 33L110 32V31H106V29H104V31H103V29H101V30H99ZM103 33V34H102ZM214 33V32H213ZM213 33L212 34H208V35H213ZM239 33V34H238ZM254 33H256V32H254ZM252 34L253 35V37L251 36V42L253 41L254 42V40H255V42L254 43H256V42H258V40H256V35L255 34ZM55 36V34H56V36L54 37L53 35ZM63 34H66V35H64V37H66V38H64L63 37ZM207 34V33H206ZM232 34H233V36H232ZM242 34H243V37H242ZM215 35H217V34H215ZM214 35V36H215ZM53 36V37H52ZM241 36V37H240ZM254 36H255V38H254ZM229 37H232V38H234V40L232 39V38H229ZM238 37V38H237ZM20 38V39H19ZM52 38H54V39H52ZM61 38V39H60ZM62 38H64L63 40H62ZM235 38H237L236 40H235ZM48 39V40H47ZM56 39H59V41H57ZM65 39H66V41H65ZM22 40V41H21ZM26 40V41H25ZM51 40V41H50ZM54 40H56V42L54 41ZM232 40V41H231ZM37 41V42H36ZM54 41V42H53ZM220 41L222 42V43H220ZM106 42V43H105ZM208 42H210L209 44H208ZM35 43L38 45H35ZM54 43H56V44H54ZM61 44V45H58V44ZM63 43V44H62ZM65 43V44H64ZM218 43V44H217ZM243 44V46H241L242 44ZM50 44V45H49ZM107 44V45H106ZM162 44H163V42H162ZM212 44V45H211ZM214 44V45H213ZM219 44H220V46L221 45H223V46H219ZM234 44V45H233ZM33 45L36 47H40V49H42V47H45V48H43V49H45V50H43L42 49V52L43 53H41L40 51H39V49H37V48H34L33 47ZM40 45V46H39ZM45 45V46H44ZM49 45V46H48ZM67 46V47H65V46ZM166 44L164 43L162 46L164 47ZM213 46V47H211V46ZM235 45H239V46H237V47H239V48H235L234 49V47H235ZM247 45V46H246ZM32 48H31V47ZM56 46V47H55ZM232 46H234V47H232ZM213 48V49H211V48ZM230 47V48H229ZM241 47V48H240ZM246 49H245V48ZM29 48H31V49H29ZM215 48H216V50H215ZM227 48V49H226ZM229 48V49H228ZM4 48H2L1 50H3ZM36 49V50H35ZM123 49H125V47H123V46H121L120 47V50L119 51H125V50H123ZM211 49V50H210ZM218 49H221V51H219ZM222 49H223V51H222ZM232 49V50H231ZM234 49V50H233ZM25 50V51H24ZM47 50V51H46ZM49 50V51H48ZM236 50V51H235ZM238 50V51H237ZM241 50V51H240ZM245 52H244V51ZM71 51V52H70ZM243 51V52H242ZM37 52V53H36ZM39 52V53H38ZM216 52H219V55H217L218 53H216ZM229 54H228V53ZM240 52H242V53H244V54H242V53H240ZM74 53V54H73ZM181 53V51L180 50H178L177 52H176V54L177 55H179ZM233 53H235V54H233ZM238 53V54H237ZM39 54H40V56H39ZM127 54V56H129V57H132L129 53H126ZM206 54V55H207ZM240 54H242V55H240ZM247 54V55H246ZM37 55V56H36ZM217 57H215V56ZM231 55V56H230ZM235 55V56H234ZM238 55V56H237ZM162 56V55H161ZM219 56H221V57H219ZM229 56L231 57L230 59H229ZM245 56H246V58H245ZM252 57V59L253 58H255L256 59V61H258V62H256L255 60H249V57ZM41 57V58H40ZM46 57V58H45ZM219 57V58H218ZM244 57V59H242ZM36 58V59H35ZM114 57H111L110 56V58H107V59H113ZM162 58H166V57H164V56H162ZM208 58H206V59H208ZM40 59V60H39ZM216 59V60H215ZM229 61V63L231 64V66H229V63H228V61ZM238 59V60H237ZM239 59H240V61H239ZM248 60V63H246L247 62V60ZM251 59V58H250ZM45 60V61H44ZM162 60V59H161ZM161 60H159V57L157 58V57H155V58H153V63H154V65H156V67H158V72H159V74L160 75H162L163 77H164V79H165V82L166 81H168V78L169 79H173V77H172V75L171 76H169L168 74H166L165 72H166V66H165V63L163 62V60L161 61ZM179 60H181V58H179ZM225 60H226V62H225ZM155 61V62H154ZM159 61H160V64H159ZM236 61V62H235ZM244 61V62H243ZM246 61V62H245ZM238 62L239 63H241V64H243V65H241V64H239V65H241V66H239L238 65ZM243 62V63H242ZM252 64L251 66H249V64L250 63ZM253 62L255 63L254 65H253ZM65 63V64H64ZM74 63H76V64H78V65H76V64H74ZM164 63V64H163ZM222 63V64H221ZM226 63V64H225ZM233 63V64H232ZM43 64V65H42ZM221 64V65H220ZM235 64H236V66H235ZM248 64V65H247ZM153 65V66H154ZM226 65H227V67H226ZM237 65H238V67L241 69V73L243 72L244 74H245V72L246 71H248V72H246V76L242 73V77L241 76H239V74H241L240 72H239V68L237 67ZM244 65H247V67L246 66H244ZM52 66H53V64H52ZM159 66H160V68H159ZM208 66H211V65H208ZM228 66H229V68H228ZM244 68H243V67ZM155 67V66H154ZM230 67H231V69H230ZM242 67V68H241ZM245 67H246V71H245ZM18 69H19V67H17ZM16 68V69H17ZM115 69L114 68V65H110V64H105L103 67H102V69H104L103 71V74H105V75H107V78H110L109 79V81L111 82V91H110V93H113L114 92V90H115V92L114 93H116L117 91V93L115 94V95H113V94H111V96H109V91H107L109 94H107V92H105L104 94L103 93H101V96H102V98L103 99H105V104L106 105H108V103H109V105H108V109L110 108V105L111 104H113V106L115 105H119V103H117V97H119V95L121 96H126V93H125V91H127V93H132V89H130L129 87H124L122 84H120V85H117L118 87H121V86H123L122 88H120L121 90H117L116 88H113V87H116V84H118L117 82V80H119V78H120V80H119V82H121V79H122V76L121 75H119L118 73H109V70L111 71V70H113V69ZM228 68V69H227ZM235 68V69H234ZM250 68V69H249ZM50 69H48V70H50ZM59 69V70H58ZM226 69V70H225ZM237 69V70H236ZM247 69H249V70H247ZM58 70V71H57ZM105 70H106V72H105ZM228 70V71H227ZM232 70V71H231ZM236 70V71H235ZM7 72H5V75H7V76H10V73H9V71L8 70H6ZM108 71V72H107ZM162 71V72H161ZM233 71H235L236 73H234ZM16 72V74H17V71H15ZM56 72V73H55ZM68 72H70V73H68ZM239 74H238V73ZM35 73V74H34ZM107 73H109V77H108V74ZM230 73H232V75H237V76H232ZM64 74V75H63ZM65 74H66V76H65ZM75 74V75H74ZM102 74V75H103ZM116 74V75H115ZM229 74V75H228ZM249 74V75H248ZM63 75V76H62ZM105 75H103L104 76V78L106 77ZM165 75V76H164ZM168 75V76H167ZM15 76H17V78L16 79H19L20 78V76H19V74L18 75H15ZM102 76V77H103ZM115 79V80H112L113 78ZM118 76H120L119 78H118ZM211 76V74L210 73H208L207 72V74H206V77H207V82H213V77H210ZM245 76V78H243ZM249 76V77H248ZM11 77V76H10ZM9 77V80L11 81V83H15V84H12V86L10 87L9 86V89L11 90V89H13L11 92L13 93V96H14V94H15V96H16V98L15 97H13V98H15V100L16 99H18V100H20V101H23L24 100V98H26L27 97V91H29L28 90V88H26L25 87V85L24 86H21V85H19L18 87H17V85L19 84L18 83V81L19 80H16L15 78H10ZM32 77H35V78H32ZM67 77V78H66ZM168 77V78H167ZM196 77V78H195ZM194 77V80H193V83H194V87H197L198 86V91H197V93H196V96L198 97V98H203V96H204V89L201 87L200 88V86L198 85V82L200 81V79L197 77V76H195ZM247 77V78H246ZM253 78V79H251V78ZM27 78V79H26ZM62 78H65L64 80L62 79ZM117 78V79H116ZM237 78H242V79H240L241 81L239 82L238 81V79ZM246 81H245V80ZM247 79H249V80H247ZM252 81H251V80ZM23 80V81H24ZM33 80V81H32ZM104 80V79H103ZM197 82H196V81ZM235 80H237V82H239V83H237ZM244 80V81H243ZM61 81H63L64 83L63 84H61ZM114 81V82H113ZM117 81V82H116ZM172 81V80H171ZM243 81V82H242ZM35 82V83H34ZM115 82H116V84H115ZM244 83V84H243ZM34 84H35V87H33L34 86ZM256 83H253V87H256V85H255ZM33 85V86H32ZM43 85V86H42ZM59 85V88L57 87ZM60 85L62 86L63 85V87L65 86V88H63V92L61 91V90H58V89H62V87H60ZM115 85V86H114ZM252 85V84H251ZM251 85H248L249 87L251 86ZM45 86V87H44ZM56 87L58 88L57 90H56ZM51 88V89H50ZM201 90H203V91H201ZM15 89H18L19 90V92H16L15 91ZM21 89V90H20ZM23 89V90H22ZM97 89H101L100 87H98ZM65 90H66V92H65ZM117 90V91H116ZM125 90V91H124ZM60 92V93H57V92ZM124 91V92H123ZM200 91V93H199V96H198V92ZM54 92H56L57 93V96L55 95L56 93H54ZM120 92V93H119ZM20 93V94H19ZM21 93H23V94H21ZM54 93V94H53ZM63 93V94H62ZM65 93V94H64ZM70 93V92H69ZM119 93V94H118ZM17 94H19V95H17ZM39 94V95H38ZM60 96H59V95ZM66 94H68L67 95V98H66ZM103 94V95H102ZM25 95V96H24ZM35 95H37V96H35ZM55 95V96H54ZM62 95H64L65 96V98H60V97H64V96H62ZM113 95V96H112ZM116 95H118V96H116ZM19 96V97H18ZM51 96V97H50ZM53 96V97H52ZM58 96H59V98H58ZM107 96H109V98L107 97ZM54 97H57L58 99H56V98H54ZM110 97H112V99H116V100H112ZM115 97V98H114ZM23 99V100H21V99ZM42 98V99H41ZM51 98H52V100H51ZM70 101H69V100ZM17 100V101H18ZM55 102H54V101ZM108 100V101H107ZM44 101V102H43ZM50 101H52V102H50ZM88 100H86L85 101V103H84V105H85V107L88 105H91L92 103H94L93 102V100L92 101H88ZM38 102V103H37ZM57 102V103H56ZM39 103H41V104H39ZM115 103V104H114ZM55 104V105H54ZM61 104V105H60ZM69 104H70V106H69ZM157 104H159V106L157 105V109L160 111V109H161V111L160 112H163V113H165L166 111L167 112H169V109H168V107H166V104L164 105V104H160V101H159V103L157 102ZM37 105V106H36ZM49 105L50 106H52L53 107V109H52V107H51V110H52V112H53V114H52V112H51V114H49L50 115V119L48 120L47 118H45L44 116L46 115V114H48L49 113ZM57 105V106H56ZM58 105H60V107H58ZM236 105H239V103L237 102L236 103ZM17 106H18V104L16 105V107H14V108H12V111H13V109L14 110H16V108H17ZM23 105H21V107H22ZM35 106V107H34ZM64 106V107H63ZM112 106V105H111ZM208 106H210V104L208 105V104H206V107H208ZM10 107H12V105H10ZM21 107H19L18 109H20L22 112H24L25 113V109L23 110ZM121 107H122V105H121ZM162 107V108H161ZM211 107V106H210ZM210 107H208V108H206L205 109V111H206V113L207 114H212L211 115V117L213 116L214 118H215V122H217V125L220 123V121L222 120V118L220 117V116H215L216 115V113L218 112V110H215L216 108H213V110L210 108ZM34 108V109H33ZM55 108V109H54ZM63 108V110L61 111L60 109H62ZM101 108L102 109H104L105 111L104 112H106L107 111V109H106V106H101ZM144 106H143V108H142V111L144 110ZM48 109V110H47ZM163 109V110H162ZM48 111V113L46 112V113H44L45 111ZM50 110V111H51ZM53 110H55V111H53ZM58 110V111H57ZM68 110V111H67ZM166 110V111H165ZM209 110H211V111H209ZM214 111V112H213ZM29 112V113H28ZM70 112V113H69ZM108 112V111H107ZM209 112H211V113H209ZM14 113H15V111H14ZM43 113L45 114V115H43ZM166 114V113H165ZM15 115V114H14ZM49 115L47 116L48 118H49ZM167 115V114H166ZM166 115H162V118H165V117H167ZM217 115H219V113H217ZM42 116V117H41ZM52 116H53V118H52ZM56 116H58V117H56ZM241 117V119H239L240 117ZM244 116V115H243ZM30 119H29V118ZM56 117V118H55ZM68 117H69V119H68ZM217 117V118H216ZM46 120H48V121H46ZM60 118V119H59ZM122 118H123V120L124 121H127L128 120V118H130L129 117V114L127 115L126 113H124L123 114V116H122ZM29 119V120H28ZM44 119V120H43ZM131 119H135V117H133V118H131ZM242 119H246V118H243L241 115H238V117H237V125L238 126H240V120H241V122H242ZM36 120V121H35ZM67 120H69V121H67ZM239 120V121H238ZM28 121L30 122V123H28ZM42 121H44L45 123H43V125H42ZM27 122V123H26ZM69 122V123H68ZM23 123L25 124V125H23ZM41 123V125H39ZM47 123V124H46ZM110 123H112V124H114V122L112 121V122H110ZM128 125H130V122H129V120H128ZM194 123V122H193ZM31 124V125H30ZM44 124H45V126H44ZM191 124V126L193 125L192 123H190ZM245 124H247V123H245L244 122V125ZM37 125H39L38 127H37ZM71 125H72V127H71ZM195 125H197L196 123H195ZM29 126V127H28ZM47 126H48V130H49V134L51 135V136H49L48 138L49 139H47L48 141H44V143H42L43 142V140L44 139H41V128L42 129H46L47 128ZM151 125H149V124H147V125H144V127H145V129H150L151 127H150ZM165 126H167L168 127V124H165ZM27 127V128H26ZM147 127V128H146ZM225 127L224 126H222V131H223V135H227V131H224V130H226V128L224 129ZM244 128H245V130L246 131H249L248 130V128L246 127V126H244ZM24 129V130H23ZM126 129V130H125ZM47 130V131H48ZM52 130H53V132H52ZM124 130V131H123ZM151 130V129H150ZM22 131V132H21ZM73 131H74V133H73ZM76 131V132H75ZM79 131V132H78ZM127 131V132H126ZM36 132H40L41 134H38V135H36L35 133ZM95 132H97V134L95 133ZM225 132H226V134H225ZM30 133V134H29ZM55 133V134H54ZM68 133V134H67ZM72 133V136L70 135ZM79 133V134H78ZM89 133V134H88ZM95 133V134H94ZM62 134V135H61ZM78 134V135H77ZM31 135H34V136H31ZM57 137H56V136ZM65 137H64V136ZM67 135H69V136H67ZM62 138H61V137ZM81 136H82V138H81ZM130 137V138H129ZM207 137H209V136H207ZM87 138V139H86ZM219 138H220V136H219ZM97 139V140H96ZM129 139H131V140H129ZM230 139V140H229ZM236 139H238L239 140V142H238V140H237V142H236ZM60 140V141H61ZM78 140V141H77ZM83 140L85 141V142H83ZM24 141V142H23ZM81 141V142H80ZM94 141V142H93ZM125 141H127V142H125ZM163 141V140H162ZM230 141H232V142H230ZM235 143H234V142ZM76 142V143H75ZM97 142L99 143V144H97ZM122 142V143H121ZM125 142V143H124ZM135 142V143H134ZM189 142V143H188ZM230 143V146H229V143ZM241 142V143H240ZM35 143H37V144H35ZM84 143H85V145L87 146H85L84 145ZM102 143V144H101ZM127 143V144H126ZM134 143V144H133ZM234 144V146H233V144ZM101 144V145H100ZM124 144V145H123ZM136 144V145H135ZM196 144V145H195ZM228 145V147H227V145ZM232 144V145H231ZM235 144H237L238 145V147H237V145H235ZM244 144V143H243ZM24 145V146H23ZM41 145V146H40ZM94 145H95V147H94ZM104 145V146H103ZM122 145V146H121ZM132 147H130V146ZM202 145H204L206 148H208V150L206 149V148H204V149H202L201 148V146ZM54 146V147H53ZM92 146V147H91ZM100 146H101V148H102V151H101V153H100V150H101V148H100ZM111 146V147H110ZM138 146V147H137ZM190 146V147H189ZM226 148H225V147ZM231 146H232V148H231ZM110 147V148H109ZM118 147V148H117ZM120 147H121V149H120ZM198 147V148H197ZM213 147V146H212ZM28 148V149H27ZM41 148V149H40ZM48 148V149H47ZM86 148V149H85ZM104 148V149H103ZM114 148V149H113ZM125 148H127L126 149V151H125ZM128 148H130V150L128 149ZM231 148V149H230ZM237 148H239L238 150H241V151H237ZM42 149H43V151H42ZM46 149L48 150V151H46ZM118 149V150H117ZM184 149V150H183ZM193 151H192V150ZM196 149V150H195ZM198 149V150H197ZM210 149V150H209ZM230 149V150H229ZM78 150V151H77ZM84 150V151H83ZM103 150H105V151H103ZM109 150H111V151H109ZM113 150V151H112ZM134 150V151H133ZM135 150H138V151H136L135 152ZM140 150V151H139ZM142 150V151H141ZM163 150H164V152H163ZM204 150V151H203ZM229 150V151H228ZM42 151V152H41ZM92 151H93V153H92ZM130 151V152H129ZM133 151V152H132ZM169 151V152H168ZM171 151V152H170ZM186 151V152H185ZM188 151V152H187ZM197 151V152H196ZM201 151H203L202 153H200ZM233 151H235V152H237V153H234ZM53 153V154H51V153ZM82 152V153H81ZM85 152V153H84ZM87 152V153H86ZM101 154H99V153ZM114 152H116V153H114ZM120 153V155H119V153ZM127 152H129V153H127ZM132 152V153H131ZM135 152V153H134ZM141 152V153H140ZM161 152H163V153H161ZM189 152H191V153H189ZM207 152V153H206ZM213 152H215V153H213ZM233 152V153H232ZM41 153V154H40ZM44 153V154H43ZM142 153H144V154H142ZM171 153V155L172 154H174V155H172V156H174V158H175V156H176V158L177 159H174L173 157H172V159H171V155L170 156H168L167 157V155L168 154H170ZM186 153V154H185ZM187 153H189V154H187ZM199 153V154H198ZM213 154V156H214V158H216V159H213V157L211 156L212 154ZM253 153V152H252ZM190 154L192 155L191 156V158H190ZM194 154V155H193ZM204 154H205V156H207L208 157V159H206L207 157H205L204 156ZM231 154V155H230ZM34 155V156H33ZM105 155V156H104ZM107 155H113V159H111V160H114V158H115V160H116V158L118 157L119 158V160H114L113 162H116V164H114L113 162H110V159L108 158V160H106L107 159ZM135 155V156H134ZM196 155V156H195ZM199 155V156H198ZM240 155H242V156H240ZM243 155H245L244 157H245V159H246V157H247V159H246V161H244L243 162ZM257 156L255 159H253L255 156ZM101 156H104L103 157V159H101L102 157ZM122 156V157H121ZM134 158L133 159V163H134V165H126V164H128V162H125V160L127 161V160H131L132 159V157ZM166 156V157H165ZM183 156H184V158H183ZM187 156H188V158H187ZM195 156V157H194ZM252 156V158H249V157H251ZM254 156V157H253ZM260 156V157H259ZM0 157H2V155H0ZM97 157V158H96ZM101 157V158H100ZM106 157V158H105ZM112 157V156H111ZM130 157V158H129ZM137 157V158H136ZM211 157H212V164H215V166L214 165H209L210 164V162L209 161H211ZM234 157H236V158H234ZM258 157L260 158V159H258ZM21 158V157H20ZM33 160H32V159ZM117 158V159H118ZM126 158V159H125ZM169 158V159H168ZM185 158H187V159H189V160H186ZM198 158V159H197ZM204 158H205V160H204ZM220 158V159H219ZM249 158V159H248ZM122 159V160H121ZM142 159V160H141ZM170 161H168V160ZM178 159H180L182 162L181 163H179V160ZM210 159V160H209ZM244 159V160H245ZM163 160V161H162ZM174 160H178L177 162L179 163H176V161L174 162ZM185 160H186V162H188L187 164H186V162H185ZM190 160H191V162H193L194 163V165L190 162ZM199 161L198 163L197 162H194V161ZM217 161V163L215 162V161ZM221 160H223V161H221ZM225 160L227 161V162H225ZM236 160V161H235ZM262 160V161H261ZM98 161V160H97ZM107 163H106V162ZM121 161V162H120ZM201 161H203V163L204 164H206V162H207V166L206 165H204V164H202V163H200ZM222 162L223 163V165H222V163H220V162ZM249 161V162H248ZM33 162V163H32ZM52 162V163H51ZM109 162H110V164H109ZM184 162H185V164H184ZM248 162V163H247ZM8 163H11V161L9 160L8 162H7V164ZM82 163V164H81ZM119 163V164H118ZM170 163V164H169ZM173 163V165H171ZM218 163L220 164V165H218ZM232 164V166L233 165H235V164ZM248 165H247V164ZM17 164H20V163H17ZM108 164V165H107ZM183 164V165H182ZM216 164H217V166H216ZM25 165V166H24ZM43 166V168H42V166ZM167 165H168V167H167ZM176 165V166H175ZM184 165L185 166H187L185 169H184ZM189 165V166H188ZM209 165V166H208ZM225 165V166H224ZM105 166H103L104 168H106ZM129 166H131V167H134V169L133 168H131V167H129ZM179 166V167H178ZM212 166V167H211ZM218 166L220 167V168H218ZM223 166V167H222ZM239 166V167H238ZM11 167V168H10ZM13 167H14V169H13ZM37 167V168H36ZM139 167V168H138ZM191 167V168H190ZM211 168V169H207V168ZM235 167H236V169H235ZM259 167V168H258ZM16 168V169H15ZM26 170H25V169ZM34 168H36L35 169V171L33 170ZM53 168V169H52ZM148 168H149V170H148ZM214 168V169H213ZM216 168H218V170L216 171L215 169ZM229 168V167H228ZM38 169V170H37ZM129 171H128V170ZM142 169V170H141ZM177 169V170H176ZM184 169V170H183ZM193 169V170H192ZM199 169V170H198ZM206 169V170H205ZM259 169V170H258ZM30 172H29V171ZM45 170V171H44ZM151 170V171H150ZM187 170H190L188 173H186L185 174V172L184 171H187ZM197 171V173H196V171ZM210 170V172H208ZM226 170V171H225ZM14 171V172H13ZM28 173V174H26V172ZM137 171V173H134V172H136ZM194 171V173H190V172H193ZM200 171V172H199ZM214 171V172H213ZM215 171H216V173H215ZM220 171V172H219ZM221 171H222V173H221ZM255 171H256V176H257V178L256 177H254L255 176ZM25 172V173H24ZM33 172V173H32ZM61 172V173H60ZM128 174H127V173ZM131 172H133V173H131ZM223 172H225V173H223ZM123 173H124V175H123ZM218 173V174H217ZM221 175H220V174ZM253 173V174H252ZM259 173H260V176H259ZM30 174V175H29ZM190 174H192L191 176H190ZM194 174H195V176H194ZM217 174V175H216ZM131 175V176H130ZM153 175V176H152ZM165 175V176H166ZM197 175V176H196ZM207 175H208V177H207ZM219 175H220V177H219ZM239 177H238V176ZM251 175H254V176H251ZM41 176V177H40ZM48 177L49 178V180L50 181H48V179L47 178H45V177ZM171 178H170V177ZM175 176H178L177 178V181L178 182H176L175 180H172V182H170L171 180H169V178L170 179H174V177ZM183 176H185V177H183ZM186 176H188L189 177V179H188V177H186ZM211 176V177H210ZM240 176H242V177H240ZM182 177V178H181ZM200 177V178H199ZM212 177H213V179H212ZM217 177V178H216ZM224 177V178H223ZM262 177V178H261ZM128 178V179H127ZM147 178V179H146ZM150 178H151V180H150ZM186 180H185V179ZM191 178V179H190ZM195 178V179H194ZM196 178H198V179H196ZM211 178V179H210ZM224 180H223V179ZM238 178H239V181H236V180H238ZM242 178V179H241ZM153 179V180H152ZM167 179V180H166ZM181 179H184V180H181ZM200 179V180H199ZM217 179H218V181H217ZM221 181H220V180ZM228 179V180H227ZM231 179V180H230ZM232 179H234V181L232 180ZM259 179H262L261 181L259 180ZM43 180L46 182V184L43 182ZM135 180V181H134ZM140 180V181H139ZM166 180V181H165ZM193 180H195L194 182H193ZM198 180V181H197ZM227 180V181H226ZM241 180L242 181H244V182H241ZM259 180V181H258ZM122 179L120 180V179H118V181L117 182H120V183H122ZM131 181V182H130ZM165 181V182H164ZM184 181V182H183ZM197 181V182H196ZM205 181V180H204ZM214 181H217L216 182V184H215V182ZM220 181V182H219ZM226 181V182H225ZM228 181H229V183H230V181L232 182L231 184L232 185H230L229 183H228ZM238 183L239 182V184H237L236 182ZM250 181V182H249ZM257 181V182H256ZM262 181H263V183H262ZM12 182V181H11ZM16 182V181H15ZM15 182H13L14 184H12V183H10V186H15V184L17 183H15ZM41 182V183H40ZM48 182V183H47ZM136 182H138V183H136ZM167 182H168V184H167ZM183 182V183H182ZM199 182V183H198ZM241 182V183H240ZM251 182H253V183H251ZM39 183H40V185H39ZM43 183V184H42ZM143 183V184H142ZM170 183V184H169ZM180 183H182V184H180ZM223 185H222V184ZM224 183H225V185H224ZM228 183V184H227ZM235 183V184H234ZM249 183V184H248ZM138 184H140V185H138ZM186 184V185H185ZM187 184H188V186H189V188H188V186H187ZM193 184V185H192ZM218 184V186H217V188L220 190H218L217 188H216V185ZM237 184V185H236ZM250 184H253L252 186H250ZM258 186H257V185ZM1 185V184H0ZM4 184H2L1 185V187L3 186ZM49 185V184H48ZM162 185V186H161ZM234 185H236V187H234L233 188V186ZM130 186V187H129ZM136 187L137 189H135V188H132V187ZM146 186V187H145ZM183 186V187H182ZM191 186V187H190ZM197 186H198V188H197ZM223 186V187H222ZM230 186H231V188H233L232 189V191L230 190L231 188H230ZM254 186V187H253ZM125 187V188H124ZM181 187V188H180ZM195 187V189H193ZM220 187V188H219ZM230 189H229V188ZM241 187V188H240ZM256 187L258 188L257 190H256ZM124 188V189H123ZM126 188H128V189H126ZM144 188V189H143ZM177 188V189H176ZM191 188V189H190ZM196 188H197V190H196ZM227 188L229 189V190H227ZM255 188V190L257 191H255V192H253V194H252V191H254L253 189ZM260 188H261V190H260ZM133 189H134V191H133ZM190 189V190H189ZM224 191H223V190ZM137 192H136V191ZM154 190V191H153ZM234 190L236 191V192H234ZM142 191V192H141ZM145 193H144V192ZM150 191V192H149ZM152 191V192H151ZM156 191V192H155ZM214 191V192H213ZM226 191V192H225ZM230 191V192H229ZM239 191V192H238ZM262 191V192H261ZM136 192V193H135ZM221 192V193H220ZM132 193H134V194H132ZM139 193H141V194H139ZM144 193V194H143ZM155 193V194H154ZM195 193H197V194H195ZM200 193V194H199ZM225 193V194H224ZM229 193V194H228ZM232 193V194H231ZM255 193H257V195L255 194ZM117 194V193H116ZM128 194V195H129ZM149 194H150V196H149ZM203 194V193H202ZM118 195V194H117ZM141 195V196H140ZM146 195V196H145ZM225 195H226V197H225ZM237 195H238V198H237ZM251 195V196H250ZM135 198H134V197ZM231 196V197H230ZM234 198H233V197ZM236 196V197H235ZM254 196H255V198H254ZM259 196V197H258ZM114 197V196H113ZM115 197H116V195H115ZM150 197V198H149ZM156 197V196H155ZM224 197H225V200H226V202L224 201ZM229 197V198H228ZM251 197V198H250ZM117 198H118V196H117ZM133 198V199H132ZM197 198H195V203L196 204H199L200 203V201H198V199ZM233 198V199H232ZM258 198V199H257ZM136 199V200H135ZM236 199H237V201H236ZM154 200H156V198L154 199ZM231 200V201H230ZM236 201V202H234L233 203V201ZM188 201H189V199H188ZM252 201V200H251ZM254 201V202H255ZM175 202H177V201H175ZM160 203H162V205L160 204ZM157 206L159 207L160 205L161 206H163V202H160ZM225 203H226V205H225ZM230 203V206L228 205ZM224 205V206H223ZM234 205L236 206V210H235V207H234ZM250 204H248L247 206H249ZM232 206V207H231ZM158 207L156 208L157 210H158ZM234 207V208H233ZM239 207V208H238ZM263 207H264V205H263ZM179 208H180V206H178V210H179ZM241 208H242V210H241ZM234 209V210H233ZM251 211L253 212V213H256V212H254L255 210H256V207L255 206H252L251 207ZM255 209V210H254ZM239 210V212H236V211H238ZM241 210V211H240ZM254 210V211H253ZM264 210V209H263ZM156 211V210H155ZM235 211V212H234ZM244 213H243V212ZM235 213V214H234ZM263 213H264V211H263ZM3 216H4V213H1ZM237 214V215H236ZM164 215V214H163ZM233 215H235V216H233ZM237 216H238V220H237ZM248 216V217H247ZM236 217V218H235ZM241 217H243L242 219H241ZM261 222L262 223H260L262 226H259V230H258V234H257V236H258V239H257V241L256 240H254V238L251 236V233L249 232L248 234L247 233H245V234H240V235H243V236H239V235H234L233 236V233H231V232H229L230 233V236H228L229 235V233L228 234H225L226 235V237H225V235H223V236H220L218 239L220 240V243H219V245H216V247H215V245H214V247H213V245L209 248V251H208V249L206 250V251H208V252H206V253H204V254H201V253H199V255H196L195 257H196V259H198V258H200V262L198 261V260H196L195 259V257L192 255V256H190V254H188V256L187 257H189V261H192V263L194 264V262H195V264H230V263H228V261H230L232 264H234V261L236 262L235 264H238L239 263V253H240V255H241V257H243V256H245V257H243V259L240 257V264H244L243 262H245V264H255V262L257 261V260H259L260 262H259V264H263V262H264V259H263V257H264V214H262L261 216ZM169 218V217H168ZM263 218V219H262ZM223 219H222V221H221V224H223ZM230 219H231V221H230ZM232 219L234 220V222L235 223H233L232 222ZM236 219V220H235ZM242 220V221H241ZM241 221V222H240ZM254 222V223H255ZM243 224V223H242ZM259 224V225H260ZM226 226H225V228H226ZM228 227V226H227ZM249 227V226H248ZM263 227V228H262ZM185 230H183V229ZM181 228V230H180V232H185V233H189L190 231H192V230H190L189 228H188V226H184V227H182ZM262 228V229H261ZM261 230V231H260ZM263 232V234H261ZM2 234V235H1ZM0 234V243H1V245L4 243V241H5V245L3 246V248L4 249H6L7 250V246H8V244H7V241H8V236H7V234H5V235H3V233H1ZM194 234V236L196 235L195 233H193ZM199 234V233H198ZM231 234H232V236H231ZM250 234V235H249ZM250 237H249V236ZM193 235H192V237H194ZM228 236V237H227ZM222 237H223V239H222ZM230 237V238H229ZM236 237H238V238H236ZM243 237H245V238H243ZM228 238V239H227ZM233 238H236V239H233ZM242 238H243V240H242ZM252 238V239H251ZM262 238H263V240H262ZM244 239H246L245 241H244ZM251 239V240H250ZM2 240H4V241H2ZM218 240V241H219ZM230 240H232V242L230 241ZM235 240H238V241H235ZM249 240V241H248ZM224 241V242H223ZM252 241V242H251ZM253 241H255V242H253ZM222 242V243H221ZM228 242V243H227ZM250 242H251V244H250ZM230 243V244H229ZM258 244V245H256V244ZM262 243V244H261ZM226 244V245H225ZM232 244V245H231ZM235 244V245H234ZM237 244V245H236ZM251 245V247H253V248H251L249 245ZM260 249L259 250V254H255V250H256V252H257V247L255 246V245ZM261 245H263V247L261 246ZM221 246H222V248H223V251H225V252H223L222 251V249H221ZM229 246H230V248H229ZM192 247V246H191ZM207 247V246H206ZM225 247V248H224ZM227 247V248H226ZM232 247H235V248H233V250H232ZM244 247V248H243ZM213 248V249H212ZM215 248H218V249H215ZM219 249H221V250H219ZM245 249V251H243ZM252 249L254 250V251H252ZM210 250H212V251H210ZM229 250V251H228ZM235 250H237V252L235 251ZM238 250H239V252H238ZM214 251V252H213ZM217 253H216V252ZM249 252V255H248V253H246V252ZM94 249H92V252H90V257H92L91 258V261L92 262H95L94 261V258H93V256L92 255H94ZM211 252V253H210ZM212 252H213V255H210V254H212ZM220 252H221V254H220ZM223 252V253H222ZM231 252V253H230ZM236 252V253H235ZM96 253V252H95ZM210 253V254H209ZM243 253V254H242ZM209 256V258H208V256ZM224 254H225V256H224ZM232 254V255H231ZM233 254H235L236 256H239L238 258H236L235 257V255H233ZM195 255V254H194ZM217 255V256H216ZM255 255H256V259H257V257L258 256H260L261 258H258L256 261H254V259H255ZM200 256H203L202 258L200 257ZM223 256V257H222ZM226 256H227V258H226ZM233 256V257H232ZM251 256H252V258H251ZM190 257H192V259L190 258ZM205 257V258H204ZM217 257V258H216ZM219 257V258H218ZM248 259H247V258ZM249 257H250V259H249ZM204 258V259H203ZM213 258V259H212ZM237 260H236V259ZM217 259V260H216ZM224 261H223V260ZM228 259V260H227ZM253 261H252V260ZM262 259V260H261ZM241 260H242V262H241ZM182 261V260H181ZM179 262L178 264H181V263H183V264H185L183 261L182 262ZM225 261H227V262H225ZM263 261V262H262ZM249 262V263H248ZM100 264V263H99ZM257 264V263H256Z\"/></svg>",
	"mask_w": 264,
	"mask_h": 264
}]
</instances>
